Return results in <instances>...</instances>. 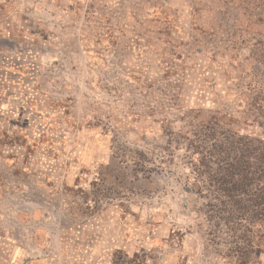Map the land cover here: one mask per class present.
Listing matches in <instances>:
<instances>
[{
	"label": "rangeland",
	"instance_id": "1",
	"mask_svg": "<svg viewBox=\"0 0 264 264\" xmlns=\"http://www.w3.org/2000/svg\"><path fill=\"white\" fill-rule=\"evenodd\" d=\"M260 16L241 0H0V264H231L164 130L238 116Z\"/></svg>",
	"mask_w": 264,
	"mask_h": 264
},
{
	"label": "trees",
	"instance_id": "2",
	"mask_svg": "<svg viewBox=\"0 0 264 264\" xmlns=\"http://www.w3.org/2000/svg\"><path fill=\"white\" fill-rule=\"evenodd\" d=\"M241 1L264 13V0ZM251 52L261 71L244 88L237 117L210 110L189 131L164 130L167 144L184 147L190 170L184 193L200 202L198 225H207L208 242L223 248L215 253L231 264H254L264 255V41ZM128 264L145 262L135 253Z\"/></svg>",
	"mask_w": 264,
	"mask_h": 264
}]
</instances>
